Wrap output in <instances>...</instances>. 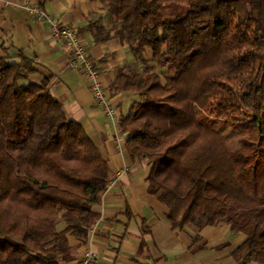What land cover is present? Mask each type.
Listing matches in <instances>:
<instances>
[{
	"label": "trees",
	"instance_id": "obj_1",
	"mask_svg": "<svg viewBox=\"0 0 264 264\" xmlns=\"http://www.w3.org/2000/svg\"><path fill=\"white\" fill-rule=\"evenodd\" d=\"M98 1L134 57L110 91L135 96L118 128L126 152L149 164L148 192L172 226L226 223L245 235L237 264H264V0H187L170 18H159L170 0ZM234 24L249 30L244 56L225 41ZM35 71L22 54L0 58V264L70 262L110 181L96 145ZM245 79L243 118L207 113L225 81Z\"/></svg>",
	"mask_w": 264,
	"mask_h": 264
},
{
	"label": "crops",
	"instance_id": "obj_2",
	"mask_svg": "<svg viewBox=\"0 0 264 264\" xmlns=\"http://www.w3.org/2000/svg\"><path fill=\"white\" fill-rule=\"evenodd\" d=\"M32 7L77 30L88 56L99 65V80L116 120L135 96L112 94L110 85L134 57L126 42L115 36L112 20L98 0H0V58L22 54L36 62L30 77L49 78V92L67 119L81 124L109 169V184L94 206L97 221L85 243L72 242L74 257L65 264H79L87 249L95 253L96 264H237L233 251L245 235L231 232L228 224L172 226L166 206L148 192L149 164L126 152V134L95 103L85 74L66 65L68 56L53 37L50 22L37 19L29 11ZM106 34L109 37L101 40Z\"/></svg>",
	"mask_w": 264,
	"mask_h": 264
},
{
	"label": "built area",
	"instance_id": "obj_3",
	"mask_svg": "<svg viewBox=\"0 0 264 264\" xmlns=\"http://www.w3.org/2000/svg\"><path fill=\"white\" fill-rule=\"evenodd\" d=\"M39 20H48L51 24V31L54 38L60 40L61 46L67 54V64L73 70L85 74L90 83V89L96 104L100 105L115 125L118 120L115 118L113 106L109 104L108 92L99 80V65L88 56L85 45L80 41L77 30L70 26L59 25V23L50 18L46 13L36 7L29 8ZM79 264H96L95 253L87 249L82 253Z\"/></svg>",
	"mask_w": 264,
	"mask_h": 264
},
{
	"label": "rangeland",
	"instance_id": "obj_4",
	"mask_svg": "<svg viewBox=\"0 0 264 264\" xmlns=\"http://www.w3.org/2000/svg\"><path fill=\"white\" fill-rule=\"evenodd\" d=\"M187 0L166 1L159 18L176 17L183 14L187 9ZM249 30L239 29L235 24L230 33L225 37L227 44L235 51L238 56L248 54V50L253 47L249 40ZM247 79L242 81H225L224 96L213 99L208 106L207 113L219 119H225L230 122H237V119L244 117V110L240 107V93L246 87Z\"/></svg>",
	"mask_w": 264,
	"mask_h": 264
}]
</instances>
